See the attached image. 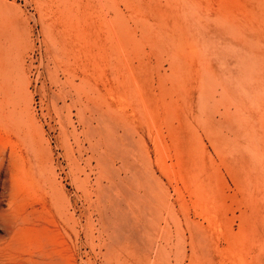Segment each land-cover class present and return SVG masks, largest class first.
I'll list each match as a JSON object with an SVG mask.
<instances>
[{"label": "rangeland", "instance_id": "rangeland-1", "mask_svg": "<svg viewBox=\"0 0 264 264\" xmlns=\"http://www.w3.org/2000/svg\"><path fill=\"white\" fill-rule=\"evenodd\" d=\"M1 222L20 264H264V0H0Z\"/></svg>", "mask_w": 264, "mask_h": 264}, {"label": "bare ground", "instance_id": "bare-ground-1", "mask_svg": "<svg viewBox=\"0 0 264 264\" xmlns=\"http://www.w3.org/2000/svg\"><path fill=\"white\" fill-rule=\"evenodd\" d=\"M37 156L35 152L33 151V154L29 156V159L27 161L30 163V161H36ZM25 161L23 158H21V163L25 164ZM10 166H13L11 163V158L9 159ZM23 170V169H22ZM1 226H4L5 224L3 222L0 223ZM6 228H1L0 230L5 231ZM19 235L18 230L12 229L11 234L9 236L0 235V264H20L17 262L18 253L21 252L18 250V242L16 240V236ZM32 264H39L36 259L32 260Z\"/></svg>", "mask_w": 264, "mask_h": 264}]
</instances>
